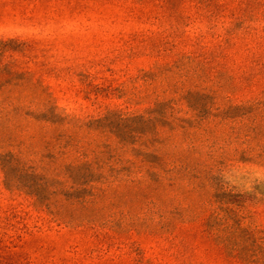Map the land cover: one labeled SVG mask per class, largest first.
<instances>
[{
  "label": "rangeland",
  "instance_id": "1",
  "mask_svg": "<svg viewBox=\"0 0 264 264\" xmlns=\"http://www.w3.org/2000/svg\"><path fill=\"white\" fill-rule=\"evenodd\" d=\"M152 109L224 197L183 187L165 214L88 222L9 188L0 162V264H241L215 241L229 237L264 264V0H0L1 156L64 170L75 135L96 169L125 175L137 146L75 120Z\"/></svg>",
  "mask_w": 264,
  "mask_h": 264
},
{
  "label": "trees",
  "instance_id": "2",
  "mask_svg": "<svg viewBox=\"0 0 264 264\" xmlns=\"http://www.w3.org/2000/svg\"><path fill=\"white\" fill-rule=\"evenodd\" d=\"M44 109L45 113L65 125H71L74 120L60 118L55 107ZM162 120L165 116L157 109L138 115L111 111L103 119L86 124L75 120L81 125L79 130L83 129L81 131H87V134L102 129L124 147L132 146L134 150L137 146L134 151L140 160L136 171H126L124 175L115 171L107 174L102 169H96L98 163L89 160L90 155L80 146L81 142L76 141L74 145L76 137L70 135L58 156L62 160L71 158L72 166L64 170H54L50 166L39 169L20 157L0 155L6 185L34 197L39 205L56 216L69 208L80 212L85 220H90L88 222H95L93 216L113 207H118L122 216L135 217L144 209L152 215L165 214L167 199L183 187H192L200 195L214 200L224 197H219L217 189H212V172L196 169L199 157L176 154L170 150L173 139L163 135L167 133L165 129L173 128ZM74 148L76 151L71 152ZM54 162H57L55 157ZM211 190L215 194H210ZM215 241L241 264L248 263L245 248L239 242L232 241L230 237L223 240L215 238Z\"/></svg>",
  "mask_w": 264,
  "mask_h": 264
}]
</instances>
